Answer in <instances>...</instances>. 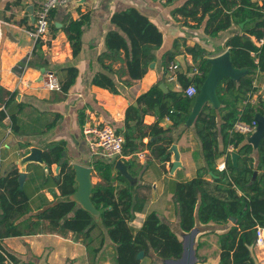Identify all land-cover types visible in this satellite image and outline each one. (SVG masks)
<instances>
[{"label": "trees", "instance_id": "16d2710c", "mask_svg": "<svg viewBox=\"0 0 264 264\" xmlns=\"http://www.w3.org/2000/svg\"><path fill=\"white\" fill-rule=\"evenodd\" d=\"M176 1L165 0V4ZM33 2L39 4V0ZM55 12L56 9L50 13L51 21ZM172 15L175 18L182 17L184 23L193 28L200 27L205 21L204 31L212 37H217L234 24L244 23L242 31L248 37L239 32L230 36L225 44L230 47L234 66L251 71L239 80L225 77L220 82L217 93L221 106L216 109L206 103L194 122L205 163L199 166L195 177L183 181L172 180L169 185L174 208L179 215L181 232H190L197 223H230L227 230L217 233L219 264H259L253 251L257 229L259 226L264 228V138L255 148L248 142L247 135L233 131V127L238 120L251 122L257 112L264 114L262 97L255 103L248 101L243 105L248 93L254 90L252 73L264 74V4L260 5L254 0H186L172 10ZM28 20L29 17L26 23ZM110 20L118 29L106 33L105 48L97 57L103 70L94 75L92 83L119 94L115 75L119 78L121 75H129L132 79L142 78L151 64L159 61L160 76L149 90L137 97L139 105L132 103L126 110L124 128L118 129L125 137L122 156H93L88 162L94 169L93 175L98 177L91 198L100 216L96 218L71 198L77 190V182L70 158L63 154L67 152V143L48 142L43 152V158L49 166L48 174L38 164L28 165L35 166L36 177H28L23 188L20 186L18 168L0 175V264H33L21 260L22 256L10 251L3 240L39 233L62 236L72 233L73 239L85 246L92 264H96V259L101 257V252L108 245V238L115 245V264H141L142 260L137 259L141 250H144V258L150 259L152 255L159 260L182 256L183 240L171 223L157 211L149 212L138 228L130 224L138 213L144 212L151 198L152 185L137 182L132 186L116 170L115 164L117 159L122 158L131 174L137 177L138 169H134L136 160L125 159L123 156L135 155L145 148H149L160 162L170 161L171 152L168 150L174 142V138L168 135L170 128H163L159 122L148 125L144 117L149 113L156 114L160 119L168 116L174 126L186 122L211 67L206 57L209 52L196 45L191 54L198 73L188 76L191 67H188L187 72L180 69L178 80L181 89L165 92L160 83L165 81L170 63L177 62L179 42L176 40L173 47L159 58L157 50L163 44V34L147 15L136 7H128L115 11ZM190 20L195 24H189ZM90 22L87 13L78 20L71 19L63 28L73 48L74 57L82 50L84 25ZM33 28L34 23H30L29 29ZM253 51L257 53V62L251 54ZM34 55L37 58L30 60L31 66L48 68L50 62L45 58L42 41H37ZM118 62L121 66L115 69L114 64ZM63 68L67 75L60 82L61 92L67 93L75 84L79 70L74 65ZM122 82L126 85L130 83ZM192 83L197 86L198 93L186 97L184 89ZM18 93L17 90L11 91L0 85V125L9 118L10 128L16 134L20 133L19 114L25 107L23 102L17 101ZM179 100L182 107L175 110V103ZM13 103L17 106L16 111L11 110ZM218 114L222 118L220 125ZM59 117L57 114L47 124V128H53ZM78 120L83 127L86 122L83 112H80ZM145 137L150 138L147 143L144 142ZM220 137L223 149L219 147ZM233 151L242 153L236 164L232 160ZM223 156L225 168L219 170L217 161ZM36 178H40L41 182L35 191L46 189L53 199L46 197L41 205L33 207V194L28 190L27 183ZM202 245L200 242L197 249ZM198 257L202 258V255L198 254Z\"/></svg>", "mask_w": 264, "mask_h": 264}, {"label": "crops", "instance_id": "0c3cea01", "mask_svg": "<svg viewBox=\"0 0 264 264\" xmlns=\"http://www.w3.org/2000/svg\"><path fill=\"white\" fill-rule=\"evenodd\" d=\"M185 1L177 0L173 4L166 5L165 0H73L67 5L57 8L51 21L52 23H50V29L46 36L47 40L42 42L43 51L45 54L48 52L50 55L48 56L50 64L45 71L50 69L55 71L59 81L62 82L67 75L66 70L63 68L64 66L74 65L79 70L75 84L70 87L67 93H63L43 87L39 83L40 81L38 84L30 83V79L35 74L43 72V68L34 66L36 70H30L26 77H19L15 67L18 62L26 59L28 54H34L36 42L28 35L29 24L33 23V21L27 11V7L30 4L34 5L35 13L39 4L36 5L33 0H0V20H2L0 24V85L8 90H17L19 92L17 101L25 104L24 109L19 114V118L23 119L25 108L34 110L31 107L32 103L29 97L39 98L44 105L38 114L43 117L46 123V131L36 136L34 131L25 133L23 129H20L19 134H16L10 128L9 118L4 120V124L0 125V175L6 174L15 168L20 170L16 161L29 151L30 146L36 145L44 149V145L51 141H65L67 143V155L72 158V161L83 163L85 160L89 162L92 156L84 140V126L81 127L79 124L78 117L80 112L84 113L86 122L98 125L112 124L117 130L123 129L128 106L138 102L136 100L137 97L149 90L158 81L160 61L159 63L156 62L154 67H150L142 78L132 79L129 75H121V78H119L118 75H115L114 78L120 89L119 94L92 83L94 75L103 70L97 57L105 48L104 39L106 33L109 30L118 29L110 20L111 15L115 11L136 7L157 25L163 34V44L157 50L159 58L171 49L177 40L179 42L178 55H184L187 71L188 67H191L188 76L198 73L195 70V63L191 54L196 45L206 49L209 52L206 57L209 58L230 50V47L225 44L230 36L239 32L246 34V32L242 31L244 25L241 26V24L232 25L217 37H212L205 33V21L200 27L196 28L185 24V19L182 17L175 18L172 15V10L182 5ZM254 1H257L260 5L264 4V0ZM87 13L90 15L91 22L84 25L82 50L77 57H74L73 48L63 28L71 19L78 20L83 14ZM28 17L29 20L26 23ZM188 22L191 25L195 24L192 20ZM36 58L34 55L33 59ZM120 66L119 62L114 64L115 69H119ZM180 69L181 71L184 70L183 67H180ZM252 74L253 79L256 78L259 85L264 86V74L259 72H253ZM39 79H41V75H37V80ZM122 81H130V83L126 85ZM164 82L166 84L165 92L169 91V89H180L177 88L176 84L168 82L167 76ZM25 93L28 96L27 98L23 96ZM181 103V100L175 103V110H180L179 108L182 107ZM208 104L211 105L210 102ZM11 110H17L15 103L12 104ZM57 114L60 115L58 123L53 128H47V124L52 122ZM30 121H33V119ZM144 122L148 125L159 122L163 128H170L168 135L174 138L172 144H176L178 147L181 165L173 170L175 161L173 152H171L170 161L163 163L152 155L149 148L141 150L146 154L145 159L139 160L137 156L134 158L133 155L123 156L125 159L133 158L136 160L137 164L134 169H138V183L152 185L151 198L146 203L144 212L138 213L137 216L142 218V223L146 215L155 210L175 227L179 224V215L174 208L173 194L169 184L172 180L183 181L197 175L199 166L205 163L201 140L197 134L194 122L191 125H187L184 122L180 126H174L168 116L160 119L153 113L146 114ZM221 122V115L218 114V125ZM22 125H24V122L20 120V127ZM25 137L29 139H25ZM24 139L29 141L30 145L22 147L20 144L23 143ZM149 140V137L144 138L145 143ZM219 147L223 149L222 137H220ZM239 154L242 156L241 152ZM79 159L80 161H78ZM223 163L226 164L225 156L217 161L219 170ZM30 168H35V166L27 167V178ZM28 190L33 194V199L40 193L35 191L36 187L34 185L28 186ZM44 190L41 191L48 193L49 197L52 196L49 195L48 191ZM172 222H174L175 226ZM198 225L202 226L200 223L196 224V226ZM53 236L58 239L53 238ZM14 240H17L19 245L15 246L14 249L12 247V250L22 255L23 258H27L26 254L31 248L38 255L48 249V254L45 255V258L39 260L32 258V260H35L33 264H90L85 246H83L82 242L75 241L72 233L67 236L56 233L15 236L5 238L3 242L10 249L9 246L13 244ZM110 243L112 241L108 238L107 244ZM96 264H106V262H102L101 256L96 259Z\"/></svg>", "mask_w": 264, "mask_h": 264}, {"label": "water", "instance_id": "95a60500", "mask_svg": "<svg viewBox=\"0 0 264 264\" xmlns=\"http://www.w3.org/2000/svg\"><path fill=\"white\" fill-rule=\"evenodd\" d=\"M27 11L30 14L31 19L34 23L35 21L34 5L30 4L27 7ZM243 25L244 23H241V26ZM243 35L247 36V34L245 33H243ZM208 59L211 63V67L196 97L193 109L186 121L187 125H191L193 122H195L197 116L200 114L203 106L206 103L210 102L214 108H219L221 106L217 89L220 82L225 77H230L234 80H239L241 77L245 76L251 71L250 69L247 68H238L234 66L231 60L230 50L225 51L224 53L218 56L209 57ZM177 61H178V65L180 67H183L184 71L187 72V64L184 55H178ZM154 66L155 63H152L151 67ZM42 71L44 72L45 68H43ZM160 87L163 90H165L166 89L165 82L160 83ZM134 105H138V102H135ZM255 118L258 122L257 128L251 135L247 136V140L248 142L253 144L255 148H257L261 140L264 138V114L257 112ZM169 151L173 152L175 156V161L173 163V170H174L181 165L180 152L176 144H172L171 147L169 148ZM43 152L44 149L42 147L32 145L30 146L29 151L16 161V163L20 167L19 181L21 188H23L25 180L27 178L28 165L38 164L42 166L46 174H48L49 166L48 164H46L43 158ZM63 154L67 155V152L64 151ZM239 157L240 154L238 152L236 151L232 152V160L234 164L237 163ZM71 164H72V168L75 171V180L77 182V190L71 196V198L76 202H78L84 209L88 210L93 215H95L96 218H99L100 211L96 208L91 198L92 191L95 185V182L93 180V173H94L93 167L91 165H84L78 162ZM115 168L121 173V175L124 178H126L130 182L132 186L137 184L138 178L131 174V172L128 169V165L125 163V161L122 158L117 159ZM196 231L197 228L194 227L190 232H188L184 236L182 256L177 259H166L165 261L167 263L194 264L196 256H195V249L193 248V243H194L193 237ZM143 258H144V250H141L137 255V259L142 260Z\"/></svg>", "mask_w": 264, "mask_h": 264}, {"label": "built area", "instance_id": "2783aa9c", "mask_svg": "<svg viewBox=\"0 0 264 264\" xmlns=\"http://www.w3.org/2000/svg\"><path fill=\"white\" fill-rule=\"evenodd\" d=\"M72 1L73 0H40V3L34 13L35 15L34 28L28 31L29 34L35 37L37 41H42V42L46 41L47 40L46 36L50 29L51 11L59 7L65 6ZM1 23L2 20H0V24ZM262 42L263 40L261 39L260 43ZM0 45H1V37H0ZM251 54L252 56L255 57V61L257 62L258 61L257 53L253 51ZM28 63L29 61L25 62L23 66L24 69H26ZM195 70L197 69L195 68ZM179 71H180V66L178 65V62L173 61L170 63L168 67V72L166 76L168 82L176 84L177 88L181 89V84L179 83L178 80ZM45 80H46V87L49 90L61 91L60 81L57 75L54 73V71L46 70ZM263 80H264V75H263ZM252 84L254 90L248 93V98L245 99V101H243V105L246 104L248 101L255 103L256 101H258L259 97H262L264 99V86H260L256 78L253 79ZM197 93H198V88L194 83L189 84L184 89V95L186 97H193ZM257 125L258 122L255 117L252 119L251 122L238 120L234 124L233 131L248 136L251 135L256 130ZM83 134H84V140L90 149L92 157L102 156L107 158H118L122 156L125 137L112 124L98 125V124H93L91 122H86L83 127ZM133 156L134 158H136L137 156L139 160L146 158V154L144 151H139ZM224 168H225V164L223 163L220 166V170H223ZM254 247L257 248V251H261V253L264 256L263 227L259 226L257 229V239Z\"/></svg>", "mask_w": 264, "mask_h": 264}, {"label": "rangeland", "instance_id": "374dc122", "mask_svg": "<svg viewBox=\"0 0 264 264\" xmlns=\"http://www.w3.org/2000/svg\"><path fill=\"white\" fill-rule=\"evenodd\" d=\"M28 35L35 42L37 41L35 39V37L31 36L30 34H28ZM33 56H34V54L30 53V54L27 55L26 59L21 60L20 62H18L16 64L15 67H16L18 73H19V77H22V76L26 77V75H28V72L30 70H32V69L36 70V68H34V66H31L29 63H28V66L26 67V69L23 68L25 62H27V61L30 62V60H33ZM48 56H50V55L47 52V54H45V58L48 59ZM54 73H55V71H54ZM37 75H41V79L37 80ZM38 82L41 83V85L43 87H46L45 72H41V73L39 72V74H35V76L32 79H30V83H32V84L33 83L34 84H38ZM23 96H25L26 98L28 97L26 93ZM29 98H31L30 99L31 103L34 104V105L31 104V107L34 110H30V109L27 110V108H25V110L23 111V119L20 118L21 121L23 120L24 125H22L20 127V129L21 130L23 129L25 131V133L27 131L28 132L34 131L36 133V136H38V134H41V133L46 131V128H45V124L46 123L44 122L45 120H43V117H41V115L38 114V113H40V110L43 109V105L44 104L41 103L40 99L37 98V97H34V98L33 97H29ZM32 119H33V121H30ZM40 131H42V132H40ZM35 138L37 139V137H35ZM25 139H29V138L25 137ZM25 139H24L23 143L20 144V145H22V147H26L27 144H30L29 141H27ZM70 160H71V163H75L74 160L72 161V158H70ZM78 161H80V159ZM81 164L88 165V161L84 160L83 163H81ZM57 170H58V168H55V171H57ZM28 177L29 178H31V177L35 178L36 177V170L34 168H30ZM93 180H94L95 183L98 181V178H97L96 175H94ZM40 182H41V179L40 178H36L35 180H32V179L28 180L27 184H28V186L34 185L36 187V186L40 185ZM42 190H44V189H42ZM44 191H47V190L45 189ZM38 192H40L39 195H37V197H35L32 200L33 201V203H32L33 207H37V206L41 205V203L46 199V197L49 198V199H52V196H51L50 193H49V195L51 197H49L47 195L48 193L42 192L41 190H39ZM141 221H142V218L140 216H136L135 219L132 220L130 224L134 228H138L140 223H141ZM172 223L175 226L174 222H172ZM229 226H230V223L227 224V225L208 224V225H202V226L198 225V226H196L197 231H196V233H195V235L193 237V239H194L193 248L195 249V256H196L194 264H219L220 246H219L217 233L224 232L225 230H227V228ZM173 229L178 231V234H179L180 238L182 240H184V236L187 233L181 232L179 224H178V226H175ZM53 238L58 239L55 236H53ZM20 241H22V239H20ZM200 242L203 243V245H202V247L197 249ZM95 243H98V241H95ZM18 245L19 244H18L17 240L16 241L14 240L13 244L10 245L9 247L12 250V247L14 249V247L18 246ZM47 250L48 249H46L41 255H38L31 248V250L28 251L27 254H26L27 258H23V256L21 255L22 257H20V259L25 261V262L26 261L34 262L33 260H31L32 257L33 258H37V259L45 258V255L48 254ZM12 252L15 253L16 251L12 250ZM253 252H255L254 254H255L256 259L259 261L258 263L259 264H264V256L261 253V251H257V248L254 247V251ZM101 253H102L101 254L102 262H106V264H115L114 263V255H115V246H114V244H112V243L108 244L107 247L104 249V251L101 252ZM198 254L202 255V258H199ZM97 259H99V258H97ZM259 259H261V260H259ZM89 262H90V264H92V260H90V258H89ZM141 264H172V263H167L165 260H159L158 258H154V256L152 255V259H150L148 257L143 258Z\"/></svg>", "mask_w": 264, "mask_h": 264}]
</instances>
